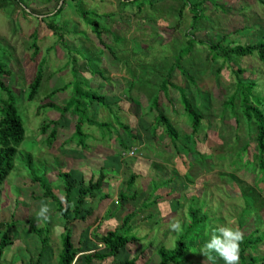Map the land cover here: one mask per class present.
<instances>
[{
	"label": "rangeland",
	"instance_id": "374dc122",
	"mask_svg": "<svg viewBox=\"0 0 264 264\" xmlns=\"http://www.w3.org/2000/svg\"><path fill=\"white\" fill-rule=\"evenodd\" d=\"M121 2L23 0L19 7L15 1L6 5L0 0V61L11 71L10 76L0 74V79L15 97L25 128L14 169L0 187V223L16 222L9 233L12 244L5 248L1 264H58L62 254L64 220L53 202L42 197L31 172L43 177L62 199L59 171H71L77 185L80 178L84 184L95 180L103 170L106 179L101 190L87 197L82 206L80 217L84 219L68 226L73 247L80 251L72 264H85L86 254H104L101 237L133 211H140L132 222V235L138 240L127 244L119 256L92 264H124L132 259L134 264L158 263V248L175 249L191 223V209L198 220L205 219L199 233L184 237L190 250L180 264H225L215 253H201L204 242L221 226L238 227L243 232L241 242L249 236L264 238V168L255 162L257 130L242 115L237 98L233 109L228 103L238 78L251 96L263 99L264 108V66L258 57L224 56L217 50L220 58L215 59L206 45L196 44L182 60V68L194 77L195 85L177 70L172 82L187 92L191 106L202 117L195 134L179 92L169 88L165 96L159 91L163 75L186 45L187 34L225 49L256 44L264 38V8L258 0H190L196 6L193 13L186 0H151L140 9L138 0L127 6ZM94 22L109 50L93 33L89 23ZM39 71L38 93L28 101V86ZM76 79L83 93L105 95L112 105L107 110L83 98L88 117L109 126L85 125L86 136L75 140L87 144L84 150L75 141L69 142L75 117L44 108L47 103L63 106L71 90L53 97L49 94L64 84L74 86ZM5 97L0 91L1 100ZM154 97L177 132L175 142L161 123L154 124ZM46 121L57 124V129L53 127L57 139L51 147L46 144V133L40 132ZM123 125L127 128L122 129ZM104 157L112 159L107 168L101 160ZM88 159L94 169L74 171L83 167H78L79 160L87 165ZM131 174L136 175L132 189L137 198L120 206L118 194L126 190ZM76 198L77 188L72 192V205ZM148 198L157 201L142 211ZM42 202L50 208L47 220L37 218ZM176 221L182 226L179 232L171 228ZM29 223L49 230L48 245L38 261L41 243L29 233ZM247 252L259 258L257 264H264V240Z\"/></svg>",
	"mask_w": 264,
	"mask_h": 264
},
{
	"label": "trees",
	"instance_id": "16d2710c",
	"mask_svg": "<svg viewBox=\"0 0 264 264\" xmlns=\"http://www.w3.org/2000/svg\"><path fill=\"white\" fill-rule=\"evenodd\" d=\"M15 1L18 6L20 7L23 4V0H3V2L9 3ZM135 0H127L123 1V6L127 5H133ZM138 9L142 7V4L144 2H149L151 0H138ZM190 1V0H186ZM260 5L264 8V0H258ZM193 13H196V10L194 7L195 5H190ZM25 7V6H24ZM26 8V7H25ZM79 9V8H78ZM27 10V8H26ZM83 16L86 15V12H82ZM58 12H56L57 14ZM81 15V17H83ZM196 20L193 21V24L195 25ZM92 27V31L95 34L96 38L102 44L106 49L109 50V48L102 42L101 40V29L98 27L97 23H89ZM48 27L52 30H54V33L56 32V28L53 25H48ZM36 35V34H34ZM188 40L186 42V45L184 48L180 49L178 54L174 57V61L171 65V67L168 69L165 75H163L161 83L159 85V91L163 93L165 96L168 95V89L172 88L179 92L180 94V101L183 107L184 112L186 115H189L192 118V127L191 132L192 134H195L199 129V122L202 119L201 115L197 113V111L194 110V108L191 106L190 101L187 98V92L179 87L174 85L172 82V78L174 75V71H180L182 73V76L188 80L191 84L195 85L194 77L184 68L181 66L182 60L191 54L193 52L194 46L197 45H206L208 49L213 52V56H215V59L220 58L215 54V52L218 50L222 55L224 56H239V57H246V56H257L261 64L264 66V38L260 39L256 44H245V45H234L228 49L221 48L217 44H206L204 42L196 41L192 34H187ZM32 49H34V55H37V47L35 42L33 41L31 44ZM110 52L112 50L110 49ZM75 63V60L73 61ZM82 66V63L79 64ZM87 65V64H86ZM88 71L90 72V67ZM75 69H72V72H74ZM76 73H79L77 70H75ZM94 74V72H92ZM0 74L3 76H10L11 71L4 67V65L0 61ZM99 76L103 77L102 74H99ZM41 71L33 78L32 82L28 86L27 91V100L32 101L34 97L36 96L38 89L41 84ZM236 92L234 96H231L228 103L229 107L233 109V101L236 100V98L239 100V108L244 116V118L249 122H253L254 126L256 127L257 134L255 136V142H256V148L258 150V155L255 158L256 164H260L262 169L264 168V163L262 158L264 157V108H262L263 99L253 97L250 93L246 90L244 84L242 81L238 78H236ZM131 85V84H130ZM134 85V84H133ZM71 88L70 97L67 100V102L61 107H57L51 103H47L45 107L56 109L60 115L69 114L70 116L75 117V127L72 136L69 138V142H73L79 138H84L86 134L84 133V126H94V127H102L107 128L109 127L107 123L99 124L94 119H91L88 117L86 112V107L83 103V98L90 99L93 101H96L97 103L101 104L104 108L107 110H110V106L105 103V97L103 95L96 96L94 94L90 95L89 93H83L81 91V83L77 82V79L75 80L74 86H71V84H68L66 86H63L59 89L53 90L49 95L54 96L55 94L59 92H63L66 89ZM0 91L4 92L6 97L5 99L0 98V187L3 185L5 179L9 176V174L14 169V161L15 156L17 154L18 147L21 145L23 140L25 139V128L23 126V121L19 115L16 103H15V97L12 95L8 87L2 82L0 79ZM151 108H155L156 111V117L154 118V124L161 123L166 131V135L172 140V142H175L178 139L177 132L175 128L172 126V124L169 122L168 118L163 115L162 111L158 108V98L154 97L151 103ZM56 126L55 123H47L43 124L40 128L41 134L46 133V144L47 146L51 147L56 138H57V130L54 128H51L50 132H47V130L50 129L51 125ZM127 128L126 126H122ZM77 146L80 147V149L84 150L87 147V144L83 143V140L75 141ZM258 162V163H257ZM29 169H31V166L29 165ZM32 174V182L38 183L39 187L42 189V197L48 200H51L55 206L56 211L60 214L61 218L64 220V232H63V240H62V254L59 258L58 264H72L78 261L75 260L77 254L80 252L79 250L75 249L73 247V244L71 242V236L68 232V226L72 224L73 222L79 221L81 219H84L80 217V212L82 210V206L86 201L87 197H93L95 195V192L100 191L103 183L105 181V175L103 174L102 170L99 172L98 177L95 180H90L87 184H84L82 181L78 182L77 185L72 181V176L70 172H58V176L62 181V187H63V196L62 199L57 197L49 185L47 181L40 176H36L34 172H31ZM136 179V175L131 174L126 182V190L124 192H120L118 194V204L122 206L127 201H133L137 198V193L132 188L134 186V181ZM77 188V198L75 203L72 205L71 196L72 192ZM157 201V200H155ZM155 201L150 200V198L147 199L145 203L142 204L141 210L143 211L146 209L147 204H153ZM140 211H133L132 214L125 217L123 222L120 226L117 228L107 231L102 237L101 242L105 249L104 254H86L84 256V262L85 264H92L94 260L96 261H102L105 260L108 257H117L121 251L124 249V247L133 242L137 241V237L132 235L133 226L132 222L133 219L136 218V216H139ZM189 214L191 215V223L188 225V227L185 229L184 234L182 235V238H180L176 242L175 249L168 251L164 247L158 248V255L161 257V260L156 264H180L183 262L184 255L189 252V246L185 244L184 237L187 238V235H191L192 233H199L201 231V225L203 224L202 221L197 218L196 211H193L192 209L189 210ZM202 222V223H201ZM16 225L15 220H12L9 224H3L0 223V229L3 228L2 235L0 237V261L3 256L4 250L8 245L12 244V240L10 238V229L14 228ZM29 233L37 236L39 238V241L41 243V250L39 252L37 261L41 258L43 255L46 246L48 245V232L49 230L47 228L40 229L33 226V224L29 223L28 226ZM264 238L256 237L255 239L252 238V236H249L246 238L243 242L240 244V252H239V264H257L259 262V258L254 256H249L247 250L250 247L251 249H254L256 245L262 243ZM135 260L132 259V261L124 262V264H134Z\"/></svg>",
	"mask_w": 264,
	"mask_h": 264
},
{
	"label": "clouds",
	"instance_id": "9594fccd",
	"mask_svg": "<svg viewBox=\"0 0 264 264\" xmlns=\"http://www.w3.org/2000/svg\"><path fill=\"white\" fill-rule=\"evenodd\" d=\"M50 212L49 205L42 202L37 212V218L48 219ZM174 231H181L180 221L171 224ZM243 240V232L238 227L221 226L214 230L210 239L206 240L202 246L203 255L217 254L225 264H239L240 243Z\"/></svg>",
	"mask_w": 264,
	"mask_h": 264
},
{
	"label": "crops",
	"instance_id": "0c3cea01",
	"mask_svg": "<svg viewBox=\"0 0 264 264\" xmlns=\"http://www.w3.org/2000/svg\"><path fill=\"white\" fill-rule=\"evenodd\" d=\"M100 77V79L101 80H103L104 81V77H101V76H99ZM69 84V83H68ZM68 84H64V85H62L61 87H63V86H66V85H68ZM130 84H132V83H130ZM55 89H58V88H55ZM55 89H53V90H55ZM53 90H51V91H53ZM67 90V89H66ZM65 90V91H66ZM68 90H71V88H68ZM65 91H63V92H65ZM38 93V92H37ZM104 97H105V103L106 104H108L107 103V98H106V96L105 95H103ZM68 100V99H67ZM94 102V101H93ZM96 102V101H95ZM66 103V102H65ZM64 103V104H65ZM109 106H110V109H112V105L111 104H108ZM62 107V106H61ZM60 107V108H61ZM56 110V109H55ZM57 111V110H56ZM57 113L59 114V112L57 111ZM47 123H50V122H48V121H46V122H44L43 124H47ZM52 123H55L56 124V122H52ZM42 124V125H43ZM41 125V126H42ZM56 126H57V124H56ZM56 126H54L53 124L51 125V127H50V130H51V128H53V127H55L56 128ZM123 126H125V125H123ZM127 127V126H126ZM41 128V127H40ZM57 129V128H56ZM120 134V133H119ZM47 136V135H46ZM71 136H72V134H71ZM70 136V137H71ZM57 139V138H56ZM112 139H114V138H112ZM56 141V140H55ZM113 140H111V142H112ZM122 143H124V141L122 142ZM54 145V144H53ZM100 156V158H101V155H99ZM98 160V159H97ZM102 160V162L103 163H105V168H107L108 166V163L112 160L110 157H104L103 159H101ZM88 164L86 165V164H83V163H81V160H79V162H77V164H78V167H80V166H83V167H81V168H77V170H74V171H77V172H85V171H90V170H92V169H94V166L95 165H92L91 163H90V159H88ZM85 163V162H84ZM93 167V168H92ZM100 169V168H99ZM98 169V170H99ZM79 170V171H78ZM101 170H99V172H100ZM69 172H71V171H69ZM102 172H103V170H102ZM72 176V175H71ZM72 180H74V177L72 176ZM80 181H83L82 180V178H80ZM80 181H77V183L78 182H80ZM74 182V181H73ZM75 183V182H74ZM119 256V255H118ZM2 259V258H1ZM1 264V263H0Z\"/></svg>",
	"mask_w": 264,
	"mask_h": 264
}]
</instances>
